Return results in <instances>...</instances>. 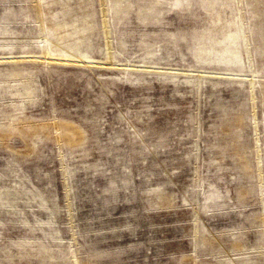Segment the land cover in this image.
Here are the masks:
<instances>
[{
    "label": "rangeland",
    "instance_id": "374dc122",
    "mask_svg": "<svg viewBox=\"0 0 264 264\" xmlns=\"http://www.w3.org/2000/svg\"><path fill=\"white\" fill-rule=\"evenodd\" d=\"M0 264H264V0H0Z\"/></svg>",
    "mask_w": 264,
    "mask_h": 264
}]
</instances>
